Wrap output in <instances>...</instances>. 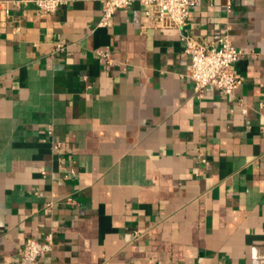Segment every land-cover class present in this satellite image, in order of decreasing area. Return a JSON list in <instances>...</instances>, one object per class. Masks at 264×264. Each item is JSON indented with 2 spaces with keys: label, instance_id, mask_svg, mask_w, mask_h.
<instances>
[{
  "label": "crops",
  "instance_id": "0c3cea01",
  "mask_svg": "<svg viewBox=\"0 0 264 264\" xmlns=\"http://www.w3.org/2000/svg\"><path fill=\"white\" fill-rule=\"evenodd\" d=\"M5 1L0 264L49 235L37 264H264V0H205L183 29L138 3L99 28L105 0ZM227 34L241 84L199 98L184 38Z\"/></svg>",
  "mask_w": 264,
  "mask_h": 264
},
{
  "label": "built area",
  "instance_id": "2783aa9c",
  "mask_svg": "<svg viewBox=\"0 0 264 264\" xmlns=\"http://www.w3.org/2000/svg\"><path fill=\"white\" fill-rule=\"evenodd\" d=\"M205 0H105L102 8V17L99 28H110L113 25L115 14L126 10L138 3L147 18L146 28L183 29L193 8L200 7ZM212 1V0H208ZM33 3L43 14H53L63 5L64 0H20L17 5ZM8 2H1L7 5ZM233 0H228V11H232ZM8 13V9H5ZM185 54L190 59L189 76L194 84V92L202 98L208 89L219 91L226 97H233L240 86L241 80L237 76L236 65L243 52L235 47L227 34L216 43H209L186 36ZM58 50L64 47L59 45ZM109 65L114 63L110 51L99 52ZM54 241L49 235L41 243L28 238L19 260L15 264H37L39 260L52 252Z\"/></svg>",
  "mask_w": 264,
  "mask_h": 264
}]
</instances>
